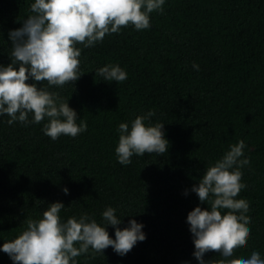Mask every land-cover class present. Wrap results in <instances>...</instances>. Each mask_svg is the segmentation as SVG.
<instances>
[{"label":"trees","instance_id":"obj_1","mask_svg":"<svg viewBox=\"0 0 264 264\" xmlns=\"http://www.w3.org/2000/svg\"><path fill=\"white\" fill-rule=\"evenodd\" d=\"M32 2L0 0V64L10 62L9 31L22 26ZM163 8L150 14L148 29L129 25L92 47L78 44L83 73L74 85L38 83L69 98L86 131L52 140L42 131L47 118L9 125L10 117L0 115V245L59 201L62 220L88 213L103 223L110 206L121 218L118 227L130 219L143 225L146 239L126 255L108 247L93 257L90 250L77 264H199L186 217L208 205L191 188L243 140L250 164L241 169L246 188L237 198L249 203L250 236L234 257L249 258L255 250L264 259V0H165ZM106 64L119 65L127 79L95 75ZM149 110L155 115L145 124L164 123L167 153L133 155L121 165L119 124L130 127ZM105 227L114 239V228ZM219 258L204 255L205 261ZM0 264L13 261L0 251Z\"/></svg>","mask_w":264,"mask_h":264},{"label":"clouds","instance_id":"obj_2","mask_svg":"<svg viewBox=\"0 0 264 264\" xmlns=\"http://www.w3.org/2000/svg\"><path fill=\"white\" fill-rule=\"evenodd\" d=\"M164 4L165 0H34L30 4L31 14L23 19L22 26L9 31L10 62L0 64V115L10 117L9 125L16 121L40 124L47 118L42 131L52 140L61 135L74 138L86 131L87 123H77V112L67 103L69 98L64 100L59 93L38 83L46 81L48 86L61 88L69 83L74 85L83 73L78 44L92 47L106 35L119 33L129 25L137 31L148 29L150 14L162 13ZM192 67L200 70L195 62ZM95 75L116 83L127 79V73L112 64L96 69ZM29 79L33 82L28 83ZM154 115L149 110L136 116L130 127L128 123L119 124L115 153L121 165L130 164L133 155L167 153L169 141L164 135V123L145 124ZM244 149L243 140L230 145L191 188L199 201L208 205L195 206L186 217L194 244L193 256L199 264H264L255 250L249 258L234 257L237 249L247 245L250 236L251 218L246 215L249 203L237 198L246 188L241 182V169L250 164ZM62 190L68 193L67 188ZM64 208L59 201L48 204L41 218L25 220L26 227L14 239L0 245V251L13 264H77L76 258L88 255L90 250L94 257L111 247L123 256L138 241L146 239L143 225L134 219L126 227H118L122 221L113 207L102 212L103 223L88 213L62 220L60 213ZM105 225L114 228V239ZM208 252L219 253L221 258L205 261Z\"/></svg>","mask_w":264,"mask_h":264}]
</instances>
